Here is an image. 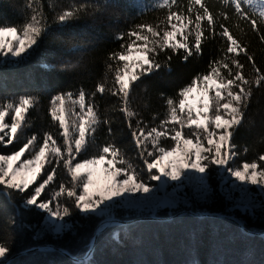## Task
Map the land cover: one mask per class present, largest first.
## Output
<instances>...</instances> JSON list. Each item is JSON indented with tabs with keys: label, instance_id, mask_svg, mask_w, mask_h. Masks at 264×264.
<instances>
[{
	"label": "snow or ice",
	"instance_id": "6c2138e0",
	"mask_svg": "<svg viewBox=\"0 0 264 264\" xmlns=\"http://www.w3.org/2000/svg\"><path fill=\"white\" fill-rule=\"evenodd\" d=\"M222 3L225 8L232 6L235 14L264 41V31H261L264 29V0H222ZM149 5L151 8L168 9L166 24L165 21L155 25L141 23L117 35L116 38L124 43L119 52L109 54L108 59L112 63H108L107 68L112 73L111 81L106 75L105 81L90 94L83 89L75 94H56L51 100L50 116L61 131L45 132L42 138L33 134L19 150L0 154V203L12 208L9 215L11 225L21 224L23 211L36 209L45 217L41 225L27 226L33 231V238L51 236L62 240L66 235L80 237V225L71 222L74 210L87 219L102 218L77 251L66 247L58 249L61 255L73 257L72 264H95L96 242L106 228L119 224L114 210L147 208L154 212L155 207H159L131 199L136 193L145 196L152 193L154 186L151 181L166 178L167 181L182 183L195 178L201 186L198 198L204 199L210 191L208 178L213 166L238 182L241 196L235 206L250 214L259 208L262 213L260 219L264 220V164L259 163L264 162V154L259 155L258 160L236 164L240 153L236 151L234 142V134L252 102V85L260 86L264 82V73L256 67L247 47L224 23L229 19L226 11L220 13L219 19L214 18L206 0H188L186 12L177 0H148L145 4L126 0L125 4L135 9L136 15L149 11ZM27 6L32 14L22 23H0V65L22 63L38 51L42 38L50 33L51 25L39 0L36 7L31 2ZM173 6L178 10H172ZM91 7L94 6L87 0H76L62 8L54 17L59 26L55 31L63 32L71 27V22L89 14ZM204 22L206 26H203ZM216 27L220 28L218 34L227 41L221 57L211 61L209 71L193 78L175 98L168 97L164 119L157 126L149 127L130 107L129 98L134 86L162 67L158 57L163 51L179 53L183 50L185 61L189 56L202 54L205 32L214 36ZM242 53L252 62L257 74L254 80L244 74L245 65L238 59ZM49 67L55 69V65ZM76 67L78 65L65 64L62 70ZM106 92L120 99L118 110L124 114L140 149L139 155L146 166L144 169H139L127 159L114 142L100 147L98 154L91 158L76 161L77 156L94 142L95 132L101 123L108 124L109 134L112 133L111 121L101 119L94 102L97 93L103 96ZM36 99L25 94L0 102V144L7 146L18 140L19 134L28 127L26 116L35 107ZM68 117H71V123ZM162 138H170L174 145L161 146ZM244 151L246 153L247 148ZM61 162L71 177L69 186L60 183L51 198L41 200L42 193L54 181ZM46 166L49 170L45 172ZM101 166H104L103 181L97 178ZM144 171L149 174L147 179L142 175ZM42 173L45 178L37 184ZM192 173L199 175L193 177ZM33 185L36 186L27 197L16 199L14 194L23 197ZM236 187L237 184H233V188ZM111 238L120 240L121 232H112ZM13 248L14 244L9 246L0 239V264H8Z\"/></svg>",
	"mask_w": 264,
	"mask_h": 264
},
{
	"label": "trees",
	"instance_id": "16d2710c",
	"mask_svg": "<svg viewBox=\"0 0 264 264\" xmlns=\"http://www.w3.org/2000/svg\"><path fill=\"white\" fill-rule=\"evenodd\" d=\"M30 2L33 7L37 6V0H0V23H22L32 14L31 8L27 6ZM73 2L76 0H39L51 25L50 33L42 38L38 51L25 58L22 63L15 66L0 65V102L25 94L37 98L35 107L30 109L26 116L28 127L24 128L18 140L11 145L0 144V154H11L19 150L33 134L42 138L45 132L61 131L57 122L50 116L51 100L56 94H75L80 89L90 94L96 91L99 83L105 81L106 75L111 81L112 73L108 72L107 64L112 61L108 57L110 53L121 50L124 41L116 38L120 32H127L132 26L141 23L155 25L165 21L166 24V8H151L149 5V11L136 15L135 9L125 6L126 0H87L94 6L89 8V14L81 15L79 19L72 21V26L65 28L63 32L55 31L59 27L54 20L56 13ZM137 3L145 4L148 0H137ZM177 3L187 11L188 0H177ZM206 3L216 19L220 18L221 12H227L229 19L224 23L241 44L247 47L256 67L264 73V41L259 39V35L247 22L235 14L232 6L225 8L222 0H206ZM104 10L108 12L105 13ZM172 10L178 9L173 6ZM111 13H115L116 17H111ZM257 22L259 24L258 17ZM203 26H206V22ZM88 28L92 30L89 31L91 35L97 36L99 41L85 43L84 47L71 34H78ZM219 32V27H216L217 34L214 36L205 32L202 54L189 56L186 61L183 50L179 53L171 50L160 53L158 59L162 67L138 81L129 98L131 109L139 113V118L145 124L149 127L157 126L167 113L166 99L175 98L178 91L190 84L193 78L209 71L211 61L221 57L227 41L218 34ZM57 37L64 39L63 42ZM80 52H83L81 65L62 70L63 61L66 60L64 58H70ZM168 57H171V60H168ZM238 59L245 65V76L254 80L257 74L252 62L243 53ZM49 65H55V69ZM94 102L101 119L111 121L112 133L109 134L108 124L101 123L95 132L94 142L89 145L87 151H82L77 156L76 161L91 158L98 154L100 147L114 142L127 159L139 169H144L146 166L139 155L140 149L128 128L124 114L118 110L121 107L119 97L107 92L103 96L97 93ZM68 119L71 123V117ZM234 142L237 145L236 151L240 153L236 164L258 160V156L264 154V82L258 87L253 83L252 102L245 112V119L234 134ZM160 143L166 148L174 145L170 138H162ZM62 163L57 167L54 181L42 193L41 200L51 198L52 192L58 190L60 183L69 186L71 177ZM48 170L46 166L45 172ZM209 171L213 194L209 202L192 204L173 212L161 209L155 215L160 218L158 220H140L145 217L126 218L121 212L117 213L119 220L132 222L116 224L104 230L103 236L96 242L95 264H264V235L255 234L264 232L260 209L254 210L251 216L236 210L228 212V203L218 194L214 167ZM142 175L147 179L149 174L144 171ZM44 178L42 173L39 182ZM154 183L150 182L151 185H155ZM35 186L29 188L23 197L18 193L14 194L16 199L27 197ZM63 199L61 197V200ZM68 203L71 204V201ZM206 212L234 215L243 227L227 218L200 216ZM11 213V207L0 203V239L9 246L14 244L11 258L16 256L10 264H72L73 257L61 255L58 249L66 247L77 251L82 242L92 235L101 220L87 219L74 210L71 222L80 225L79 238L66 235L62 240L51 236L34 239L33 231L27 229V226L41 225L45 214L36 209L25 210L20 217L21 224L15 226L9 223ZM112 232H121L122 238L113 241ZM39 247L42 249H38Z\"/></svg>",
	"mask_w": 264,
	"mask_h": 264
},
{
	"label": "rangeland",
	"instance_id": "374dc122",
	"mask_svg": "<svg viewBox=\"0 0 264 264\" xmlns=\"http://www.w3.org/2000/svg\"><path fill=\"white\" fill-rule=\"evenodd\" d=\"M106 12H108V10H106L105 13ZM117 12H120V11H117ZM110 16L116 17L115 13H111ZM89 31L92 32V30H89L88 28V29L82 30L78 34L72 33L71 35L73 38H77V41L83 44V46L85 47V43L91 44L95 41H99V38L97 36H92ZM57 39L61 42H63L64 40L62 38H57ZM82 53L80 52L76 55H72L70 58H64L66 60L63 61L64 62L63 65L65 64L78 65V66L81 65ZM103 167L104 166H101L97 171V178L100 179L101 181H103L104 179ZM213 167L215 170V174H214L216 178L215 182L218 183V194L220 195L221 198H223L228 203L227 205L228 212H232L236 210L240 212L241 214L251 216V214H253L254 212L250 214L249 212L244 211L242 208H238L235 206L236 202L240 200V196H241V193L239 191L238 182H236L234 178L230 176V174L223 172V170L221 169H217L215 166ZM191 175L193 177H196L199 174L192 173ZM154 182H155L154 183L155 185H152L154 186V191L152 193H149L147 196L140 194V193H136L133 197H131V199L139 200L142 202H147L148 204L153 205V206L159 205V207H155L154 212L150 211L147 208H144V209H116L114 210V214L117 215V213L121 212L126 218L155 217L157 212L161 209H166L170 212L179 211V210H183L185 207L191 206L192 204L198 205L201 202H209L212 198L211 196H213L212 187H211L209 178H208V188L210 189V191L208 193V196L204 199L198 198L200 195L201 186L195 178H193L192 180H184L182 183L167 181L166 178H162V181H154ZM39 183L40 182L38 179L37 184ZM233 184H237V187L233 188ZM229 196H231V199L228 198ZM170 201H174L175 203L169 204L168 202ZM231 216L235 217L234 215H231ZM119 224H122V223H119ZM110 226H113V225H110Z\"/></svg>",
	"mask_w": 264,
	"mask_h": 264
},
{
	"label": "water",
	"instance_id": "95a60500",
	"mask_svg": "<svg viewBox=\"0 0 264 264\" xmlns=\"http://www.w3.org/2000/svg\"><path fill=\"white\" fill-rule=\"evenodd\" d=\"M181 213H185V212H181ZM192 213V212H191ZM195 214V213H193ZM198 215V214H196ZM200 216H211V217H220V218H227V219H230L236 223H238L241 227H243L241 221L236 218V217H233L231 215H224V214H220V213H209V212H206L204 214H200ZM160 218H157V217H145V218H140V220H158ZM132 221H119V223H122V224H127V223H130ZM251 233H255V232H251ZM255 234H259V235H262L264 234V232L262 233H255ZM52 248V247H50ZM38 249H42V247H39ZM16 257V256H15ZM15 257L11 258L9 261H8V264H10L11 260L14 259Z\"/></svg>",
	"mask_w": 264,
	"mask_h": 264
}]
</instances>
